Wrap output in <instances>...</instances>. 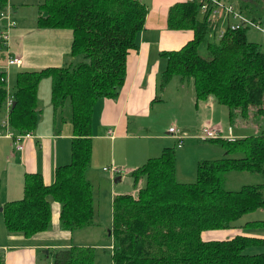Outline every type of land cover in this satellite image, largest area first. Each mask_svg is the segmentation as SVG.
I'll return each mask as SVG.
<instances>
[{"label": "trees", "instance_id": "trees-1", "mask_svg": "<svg viewBox=\"0 0 264 264\" xmlns=\"http://www.w3.org/2000/svg\"><path fill=\"white\" fill-rule=\"evenodd\" d=\"M226 1L259 24L264 11L258 0H236L235 6ZM7 2L0 0L3 14H8ZM35 6L36 26L70 29L71 58L62 65L15 71L10 90L6 72L0 69V127L5 117L16 133L34 127L37 84L47 76L52 110L57 111L67 101L72 136L69 160L55 166L51 183H43L37 171L24 172L21 196L1 206L4 227L26 237L48 227V196L59 203L60 228L73 230L93 222L92 184L85 174L90 163L92 104L100 96L116 95L124 77L126 52L135 46V35L146 13V5L140 0H39ZM198 6L196 0H183L167 8L166 25L190 28L192 38L177 49L160 52L166 59L162 82L173 74L190 76L195 100L212 96L225 105L230 122L248 116L250 107L255 106L258 115L264 113V50L247 37L246 29L251 25H225L223 33L217 35L216 22L207 20ZM4 17L1 29H6ZM228 19L236 21L231 16ZM8 97L11 101L6 108ZM257 129L241 136L233 134L231 140L206 139L219 142L224 154L196 161L192 181L175 177L170 146L129 170V177L137 185L135 194L120 192L111 199L107 232L110 263L264 264V250L246 251L264 245V236H200L205 229L264 227V219L236 223L242 214L264 206V183H244L228 189L222 186L220 176L230 169L264 174V126L258 124ZM234 152L238 155H231ZM92 262V246H70L53 250L49 264Z\"/></svg>", "mask_w": 264, "mask_h": 264}, {"label": "crops", "instance_id": "crops-1", "mask_svg": "<svg viewBox=\"0 0 264 264\" xmlns=\"http://www.w3.org/2000/svg\"><path fill=\"white\" fill-rule=\"evenodd\" d=\"M11 1L8 0L7 2V7L9 8ZM37 1L39 0H21L20 2L29 4L31 2L36 3ZM140 1L146 5V13L142 28L135 35V46L128 48L126 52L122 83L118 87L115 96H100L95 99L91 108V153L90 163L85 173L86 177L90 181L89 176L92 173L98 172L100 174L99 167L107 166L104 164L105 162L109 163L108 165L123 163L122 167L116 165L120 169L118 172L113 173L104 170L105 173L110 174H106L110 190H108V195L110 196L108 198L110 203L109 225L111 223L112 196L116 193L128 191L112 189L111 181L115 183L122 180V178L128 175L129 170L139 165L147 157L157 155L164 146H170V144L176 145L179 148L177 153L180 151V154H191V152H188V147L192 144L187 140L196 137L191 136V133H189L187 135L190 136L182 138L180 145H178L176 137L167 130L169 126H173L176 129L178 128V131L184 132L186 128H182V117H185L184 119L190 126V129H193L191 127H196L195 129H197L201 125H210L219 129V122L217 120L221 116L227 118L228 126L230 124L227 117V109L224 108L225 113H222L223 111L219 107L221 103L216 102L212 96L208 95L203 99L195 100L192 84L190 89L184 90L183 83L178 79L175 91L170 94L167 88L172 76L165 82L161 80L163 84L160 83L162 71L166 63L165 56L160 52L177 49L192 38V30L190 28H170L166 25L168 6L174 2L183 0ZM35 18L36 12L31 13L30 18L25 20L28 22L27 24L19 23L18 16L17 20L12 19L14 24L8 28L7 42L0 41V47L3 44L5 46L4 53L6 52L4 56L5 64L4 66H0V69H4L6 72L5 79L7 73L10 72V66L11 69L14 66L15 71L32 70L44 66L62 65L71 58L68 53L71 38L70 29L38 27L35 24ZM228 21L231 20L228 19ZM0 30L2 29L0 28ZM10 45L14 49L12 52L9 48ZM8 55L18 57L19 62L6 64ZM163 102L173 103L171 106L173 110L172 114L180 111L177 116L174 114L166 122L165 135L157 133L149 118H145V116L150 114V110H152L154 104ZM57 111H61V107ZM57 111L54 112L52 110L49 101L48 112H50V115L46 113V115L40 117L37 105V113H39L36 118V124L31 130H28V136L20 138V148L14 146L11 137L0 134V206L7 200L16 199L21 196L24 172L37 171L41 174L43 183L49 184L53 181L55 166L68 162L69 144L72 136L69 107L68 113L63 116L57 117ZM217 111L219 115L215 113ZM44 117H47L44 119L46 126H40L39 122ZM11 131L16 133L12 129ZM219 131L221 130L219 129ZM233 132L235 133H233L234 135L241 136L246 133V130L238 128L234 129ZM141 138L161 139V141L158 143L151 140L149 142L136 140ZM184 141L187 142L185 143ZM107 144L108 150L105 148ZM131 144H134L135 148H132L133 150H129ZM115 147L120 148L123 154H125L124 160H116L114 156ZM177 173L179 175L175 165V177H177ZM115 177L117 178L115 179ZM177 179L181 181L183 178ZM93 188L94 185L92 183L94 218L95 203L97 204L98 202V196L94 200ZM47 200L51 208L50 225L46 229L28 237L18 231H8L4 227L0 213V254L3 264H49L52 260L53 250L76 244V242L72 241L73 232L97 224L94 218L91 224L80 228L73 230L60 228L57 219L59 203L49 197ZM232 228H219L214 231H207L205 229L200 232V236L203 239H214L227 238L235 233L260 235L255 232L243 233L240 232L239 228L237 230ZM77 243H85L76 244L80 246L93 247L97 245L96 242L92 243L91 241Z\"/></svg>", "mask_w": 264, "mask_h": 264}, {"label": "rangeland", "instance_id": "rangeland-1", "mask_svg": "<svg viewBox=\"0 0 264 264\" xmlns=\"http://www.w3.org/2000/svg\"><path fill=\"white\" fill-rule=\"evenodd\" d=\"M21 0H12L11 4H10V8L8 10V14L9 17L13 20H17V16L19 18V23H24L27 24L28 22L25 21L28 18H30V14L33 12H36V6L35 3L31 2V3H22L20 2ZM30 1V0H28ZM234 6H235V2L236 0H230ZM258 6L262 7L263 11H264V0H258ZM8 8V7H7ZM2 20L0 17V28L2 26ZM259 25L264 29V14L261 17V19L259 20ZM218 27H216V33L218 31ZM246 34L247 37L249 39L252 40H256L259 43V47L261 49L264 50V30H262L261 28H257L255 26H248L246 29ZM10 50L11 52L14 50L12 48V45H10ZM5 51V46L2 44L0 47V66L5 64V60H4V56L6 55ZM13 68L11 69L10 66V72L7 73V77H6V82H7V90L11 89V84L13 82V77H14V73H15V69L14 66H12ZM14 69V70H13ZM8 72V71H7ZM183 83L184 85V90L191 87L192 84V80L191 77H184V78H180L178 75L173 74L172 78L169 82V86H168V91L170 92H174L175 91V86H177V82L179 80ZM160 83L163 84L161 82L160 79ZM180 83V82H179ZM49 85H50V79L47 76H42L40 78V80L38 81V86H37V105L39 107V112H40V117L44 116L47 114L50 115V112H48L49 109ZM158 93V91H157ZM173 105V103H160V104H154L152 110H150V114L148 116H145V118H149V120L151 121L152 126L155 128V131L159 134H163L165 135V124L166 122H168L170 120V118L173 117L174 114H176L175 116H177V113L172 114V108L171 106ZM221 105V106H220ZM219 107H221V110L223 111L222 113H225V109L226 108L224 106V104H220ZM264 106V105H263ZM250 113L248 116L246 117H236L233 120V123L230 122L229 125H231V131L234 129H243L246 130V133L244 134H249V133H254L256 132L258 124H261V127L264 126V113H260L259 115L257 113H255V106L254 108L250 107ZM5 112V109H4ZM38 112V113H39ZM37 113V116H38ZM68 113V105H67V101H65V103L63 104V106H61V111H57L56 112V116L59 117L60 115L63 116L64 114ZM217 115H219V112H215ZM4 113H2L3 116ZM185 114V113H184ZM47 117H44L43 119L40 120V126H46V122H44V119H46ZM140 118V117H139ZM138 118V119H139ZM182 128H186V130H184V133L189 134V133H195L196 131H199V128L195 129L196 127H191L193 129H190V126L186 123L185 121V117H182ZM138 119H137V123H138ZM176 119V118H175ZM219 122V129L221 130L220 133L221 135L227 133V118L226 117H220L219 120H217ZM180 124V123H178ZM164 126V127H163ZM233 128V129H232ZM178 129V128H177ZM179 130V129H178ZM181 131V130H180ZM232 131V133H234ZM228 134V133H227ZM235 134V133H234ZM131 141H134L132 139H130ZM138 141H142V142H149L150 140L152 142H158L160 143L161 139H146V138H141V139H136ZM189 141V143H191L192 145H189L188 147V152L190 153H182L177 150L179 148L176 147V145H172L170 144V146H172L173 148V153H174V157H175V165H176V170L177 172H179V175L177 173V177L176 178H183L181 181H192L194 180V176H195V164L196 161H198L199 159H211V158H217L220 157L223 154L224 148L221 147L217 142V141H208V140H199L197 138H191ZM186 141V142H187ZM185 142V141H184ZM185 142V143H186ZM136 143V142H134ZM136 145L138 146V144L136 143ZM156 145V144H155ZM136 146V147H137ZM106 150H108V144L107 146H105ZM132 148L134 147V144H131V146H129V150H133ZM223 148V149H222ZM231 155H238L237 152L232 153ZM114 156L116 158V160H124L125 158V154H123V152L120 150V148H116L114 149ZM109 161V160H108ZM107 166L109 163H104ZM116 163L115 166H123V163ZM99 167V171L100 174L97 173H92V175H90V182L91 184L93 183L94 188H93V196H94V200L95 197H97L98 202L97 204L95 203V212H94V218L97 222V224H95L92 227H87V228H82L79 230H76L75 232H73V237H72V241L76 242V244H85V243H77V242H92L95 243L97 245L93 246V262L92 264H111L110 263V259H109V250H110V238L107 234V231L109 229V216H110V203H109V199L110 196L108 195V190H109V184L108 181L106 179V174L104 170H109V167H107V169H103ZM98 170V169H97ZM119 170V168H118ZM191 170V172H189ZM118 172V171H117ZM89 173H91V171H89ZM115 173V172H113ZM110 175V174H108ZM221 184L223 187L228 188V189H235L238 188L241 184L244 183H264V174L262 172H258V171H250V170H235V169H230V170H225L222 171L221 174ZM111 187L114 190H128L125 192H131L132 194H135L136 192V188L137 185L135 186L131 180V178L129 177V175L125 176L124 178H122V180L117 181L115 183H113L111 181ZM110 191V190H109ZM112 194V193H111ZM49 198H51L50 196H48ZM47 197V198H48ZM52 199V198H51ZM54 200V199H52ZM97 207V208H96ZM50 215H51V208H50ZM93 218V220H94ZM253 219H264V206H260L258 208H256L255 210L246 212L244 214H242L240 217L237 218V222L236 223H243L246 220H253ZM50 222H51V217H50ZM50 225V223H49ZM48 225V226H49ZM230 228V227H228ZM239 228L240 232L243 233H248V232H255L256 234H260L262 236H264V227H239V226H234L232 229L237 230ZM242 228V229H241ZM227 229V228H224ZM216 229H207V231H214ZM258 230V231H257ZM263 233V234H262ZM236 234V233H235ZM73 244V246H80V245H76ZM264 250V245H257L254 246L252 248L246 249L247 252H258V251H263ZM50 255L51 252L49 251ZM48 261V260H46Z\"/></svg>", "mask_w": 264, "mask_h": 264}, {"label": "built area", "instance_id": "built-area-1", "mask_svg": "<svg viewBox=\"0 0 264 264\" xmlns=\"http://www.w3.org/2000/svg\"><path fill=\"white\" fill-rule=\"evenodd\" d=\"M199 2V11L201 13H204L205 18L209 21L216 22L217 27L219 28L217 31V35H221L223 33L225 25H228L230 28H236L241 24H249L253 25L257 28H261L264 30L258 23L255 21L247 18L246 16H243L238 10H236L231 3L227 2L226 0H196ZM0 16L4 17L6 22V29L0 30V41L7 42L8 39V30L7 28L11 25H13V20L8 17V14H3L0 12ZM228 16L233 17L236 21L228 22ZM224 23V25H222ZM19 58L16 56H7L6 64L10 63H18ZM10 98L8 97L6 99V108L10 104ZM168 132H171L177 139V144L180 145L182 138L185 136H193L200 140H206L210 138H218V137H224L227 140L233 139L235 136L233 135L231 131V127H227V133L224 135L220 133L219 129H216L213 126L210 125H202L199 128V131H196L195 133H191L190 135L185 134L184 132L178 131L173 126H169L167 128ZM0 134L7 135L11 137L12 142L14 143V146L16 148H20L21 144L19 143L20 138L24 136L29 135V131H24L20 133H14L11 131V129L8 127L7 119L6 117L3 118L1 122L0 127ZM109 167V170L111 172H117L118 168L115 165L110 166H103V169H107Z\"/></svg>", "mask_w": 264, "mask_h": 264}, {"label": "water", "instance_id": "water-1", "mask_svg": "<svg viewBox=\"0 0 264 264\" xmlns=\"http://www.w3.org/2000/svg\"><path fill=\"white\" fill-rule=\"evenodd\" d=\"M11 104H13V102L11 103ZM117 177H115V179H116ZM0 209H1V206H0ZM108 232V231H107Z\"/></svg>", "mask_w": 264, "mask_h": 264}]
</instances>
